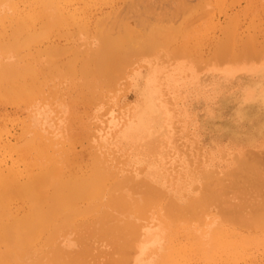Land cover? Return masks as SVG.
<instances>
[{
    "label": "rangeland",
    "instance_id": "374dc122",
    "mask_svg": "<svg viewBox=\"0 0 264 264\" xmlns=\"http://www.w3.org/2000/svg\"><path fill=\"white\" fill-rule=\"evenodd\" d=\"M159 28L160 31L161 28L165 29L167 33L165 30L163 32L169 33L172 37L166 38V35L161 34L162 31L158 33L156 30ZM127 30L128 32L133 30L135 34L128 33ZM125 31L130 35L133 34L131 37L140 36L141 39H145V41L142 40L143 42H148L149 40L146 38L153 37L154 41H158L159 44L155 45L151 38L152 46L158 47H152V49L148 47L150 51L152 50L151 52H145L147 49L145 47L142 54L136 49L141 54L138 53L137 57H135L136 51L135 56L129 54L130 61H133L131 65L127 63L129 61L127 53L124 56L125 60L121 59L122 63L127 60V64L121 65H128L129 68L126 66L127 70H124V67L119 64L120 66L117 67L124 70L123 73L121 72L124 75L121 77L116 75L118 80L115 82L114 72L112 75L115 77L108 73L107 77L108 75L112 76L114 82L113 84L110 79L111 84L109 83V85L111 86H108V83L106 85L104 82L106 83L109 77L106 78L107 81L104 75H102V79H99L100 76H97L98 72L95 71L97 67L91 61L93 57L90 56L92 58L89 60L88 54L92 55L98 52L97 50L101 47V36L108 35L111 39L121 38L123 40L126 38L124 37ZM137 33L138 35H136ZM135 38V42L140 40ZM134 40L132 41L134 42ZM138 45L137 43L135 47ZM222 47H224L223 52L220 50ZM246 58H248L247 62L251 59L252 62L247 63ZM116 70L115 67L114 71L116 72ZM117 73H120V70ZM3 74H5L4 77ZM7 74L11 79H4L8 77ZM10 74L13 75V78ZM91 86L92 88H88ZM251 88L256 89L253 92V97L246 94V91L248 94L250 90L253 91ZM260 89L261 92H259ZM263 95L264 0L2 1L0 3V182L19 184L20 181L22 186H27L30 189L34 182L33 179L36 176L38 179L32 184L29 192L30 198L14 194L11 190L16 188L11 189L9 186L4 188L6 194L5 196H3L4 193L2 194L3 200L0 198V214H2L0 221L14 228L17 224L19 226L20 218L21 220L22 217L23 219L28 218L30 210L35 209L38 202L42 204L35 210L37 215L41 207L42 211L47 208L48 201L55 191L60 194L61 200L57 215L51 221L52 227L44 228L43 231H40L41 228L35 229L38 233L44 232L42 235L39 234V238L35 236L40 241L39 243L32 241L34 240L30 236L32 232L29 235L31 238L25 237V242L29 240L33 243L26 242V246H22L24 249L18 246L17 249L16 245L15 248L12 247L13 250L17 249L16 254L12 255L13 260L6 261L8 260L7 256H11L10 254L13 252H10L11 248L9 247L11 246L8 247L10 249L8 250L5 244L11 243L6 242L7 239H0V253L2 249H5L2 250V254L6 250L10 252L9 254L6 251L8 253L6 260L2 261L5 259L4 257L0 261L1 264H5L4 262L7 264H26L27 262L32 264L31 258L26 259L31 256L29 253L40 254L44 251L49 252L50 256V252L54 253V251L47 250V248H51L49 244L52 243L53 247L58 246L57 240L62 239L60 242L64 248L59 246L62 249L67 247L66 251L69 248L72 250H69L70 254L61 250L63 256L59 260L63 261V258L70 255L69 258L75 259L76 262H73L76 264H128L126 262L129 257L131 260L128 261L129 264H173V262L174 264H264V221L261 220L264 219L262 216L264 213L259 212L263 210H258V208L264 207V199L262 195L261 198L258 195L261 192L264 194V181H262L264 177L261 180V175L258 176L259 179L255 174V176L248 175L249 171L243 168V165L241 167L247 172L238 169L241 160L246 159L247 163L248 158L246 157L249 152L255 155V158L252 156L254 159L257 157L258 160V157H261L260 159L264 162ZM149 119L150 121L152 119V128L147 129L145 127ZM31 135L32 137L37 135L38 138L30 139ZM40 137L43 143L37 142ZM29 140H35L33 144L31 143L34 148H30ZM256 153L258 154L256 155ZM37 154L41 157H38ZM249 158L251 157L249 156ZM44 160L46 163L43 162ZM255 161L250 162L254 164ZM103 163L104 165L107 163L106 166ZM251 163L249 164L252 166ZM259 163L261 162L259 161ZM259 163L255 164L259 165ZM93 165L101 166L105 169V173L95 174L91 169ZM262 165L264 163H261L257 168L261 167L263 170ZM46 166L49 170L52 168L50 172H47L49 173L47 177L49 176L48 179L51 178V180H46V183L42 182L44 183L42 184L41 176L43 173L47 174L46 170L48 171ZM253 167L256 169V165ZM30 169H33L32 172ZM239 172L240 174L245 173L243 174L245 177L241 176ZM90 173H93V176ZM246 174L248 178H246ZM87 175H90L87 181L96 178V185L94 182H87L86 186L93 184L94 190L96 187L99 189H96L98 194L94 193V190V194L91 192L92 187L89 191L86 188L90 187L78 188L80 194L79 191H76L78 195L76 198L74 197L76 203H70L72 206H67L63 211L61 209L65 207L63 204L68 205L71 202L68 200L67 203V194L64 197L65 193L71 194L70 190L76 186V182L80 183L83 181V177L84 179L88 177ZM250 176L256 179L253 180ZM129 177L134 178V182L139 179L140 181L144 179L143 181L146 180L150 184L154 182L152 185L155 184L156 188L152 186L149 190L161 189V193L164 192L165 195L160 196L161 193L159 195L155 193L159 190L151 191V194H153L152 192L155 194L153 198L149 193L152 198L149 200L147 190L151 187L150 184L145 186L146 190L143 188L145 183L140 182V184L138 181L135 183L143 186L135 184V189H131L132 181V187H127V189L123 182L129 181L127 180ZM217 179L230 183L233 189L234 187L242 188V186L247 188L244 191L239 189L240 193H236L238 195L243 194L242 192L245 193L244 197L240 196L241 198L236 195L242 202H239L238 198V200L234 199L235 202L237 200L240 203L241 207L243 203L248 204V200L257 198L258 203L253 200L257 204L254 202L250 205L246 204L253 208L249 209L244 206L245 204L243 205L249 210L244 207L237 208L240 206L238 203L236 210L231 208L236 214L237 212L241 214L244 210L246 212L251 210L250 217L247 216L249 218L258 216L257 220L260 219L256 222V218L253 219L254 226L249 227L254 223L251 221L248 223L250 224L248 227H246L247 223L240 222L242 219L234 221L233 217L236 218L238 215L239 218V214L234 215L233 213L232 220L231 215L229 216L232 210L229 211L227 208L225 209L229 211H226L229 218L222 214L221 210L223 209L221 208L226 205L223 206L222 199L219 200L216 196L217 188L214 189V192L212 191L216 194L211 193V195L215 196L214 200L217 197L221 201L219 207L221 210L214 205H218V201H212L209 195V198H205L207 194L204 197V193H210V190L207 191V188L211 186L208 182L211 184L214 182V186ZM17 180L19 181L17 182ZM120 181H123L122 185L125 186L123 191ZM258 181L263 183L260 184ZM100 182H103L104 185ZM111 182L114 183V188L118 183L121 186L120 188L117 186L120 191L116 188L109 190ZM35 185H38L36 187L38 191L33 188ZM98 186L106 187L100 190L101 187ZM261 186H263V190ZM137 187L139 188L137 189ZM225 187L224 185L223 188ZM233 189L229 187V190L233 191ZM144 190L146 191L144 195L148 197V200L143 196ZM247 190H252L253 195H248ZM117 191L137 201L132 200L134 202L132 207L126 204L130 206L128 209L122 205L124 210L122 207H117L118 209L115 207L114 210V206L109 201ZM223 192L225 194V191ZM227 193L231 197V191ZM129 194L130 196H128ZM255 194L257 197H251ZM122 195L120 196L124 199L125 195ZM155 195L160 197L156 198ZM220 195L222 196L223 193L221 192ZM223 197L225 196L223 195ZM243 198L248 200L244 199L245 202ZM153 199L156 200L152 202ZM196 199L200 204L203 203V206L198 203L199 209L193 206ZM190 200L193 201L192 205ZM229 200L233 201V199ZM128 201L130 200L128 199ZM170 201L174 202L173 206L175 208L178 206L179 210L190 205L193 210L189 209V213L181 210L180 212L172 211L173 207ZM262 203L263 205H261ZM234 204L236 205V203ZM179 206L184 207L180 208ZM194 207L197 210H194ZM105 208H110L111 212L113 210L112 213L118 217L116 222L112 221L114 224L119 221L118 225L129 224V222L138 223L136 228L140 225L138 230L133 228L135 232L140 230L142 233L139 237L141 243L139 244L140 241L137 244L134 242L136 245H140L137 246L138 248L136 247L138 250H134V244L129 242L128 237L133 240V236L131 237L128 233L113 232L111 235L116 236L115 238L110 237L111 231L105 230L107 231L106 235L109 234L108 236L103 235L104 231H100L102 235H99L101 226L96 222L101 220V212ZM118 210L119 213L116 212ZM252 211L254 212L252 213ZM254 214L257 216H253ZM61 215L64 216L63 219H67V222L66 219L61 220ZM247 216L243 219H247ZM106 218L103 222L100 221L103 223L101 225L102 228L104 226V229H106V224H108L107 227H111L108 218L104 224ZM141 218L144 219L140 220ZM125 219H129V221ZM226 219L228 220L226 221ZM59 220L65 221V225H60L61 221ZM79 222L83 225L87 224L86 227L79 226L80 228L83 227L87 230L88 226L91 231L79 229V227L77 229L76 224ZM91 222L93 223L91 224ZM234 222L235 224H233ZM57 223L62 228L68 227L69 233L65 230L68 234L64 232L67 227L61 229L63 230L61 232L65 234L61 236L62 239L59 237L62 233H57L60 231L59 228L56 227V233L54 229H51ZM217 224L219 225L217 226ZM93 228L97 233L92 231ZM212 228L214 231H209ZM51 230L54 231L55 236L59 234V238L57 236L55 238L53 235L55 240L48 238L52 242L45 238L49 232L52 233ZM208 231V234H212L211 239L207 238L209 236L204 237L205 232ZM50 234L49 236L52 235ZM123 235L129 236L122 239ZM149 235L152 237V241ZM146 236L149 238L147 239ZM116 239L117 242L114 241ZM121 239L122 242H120ZM113 241L116 242V246L112 244ZM127 241L131 245L127 244ZM1 242H4V248ZM218 243L220 244L218 245ZM123 245L125 248L122 247ZM127 245L132 246L133 249ZM206 245H209L208 248ZM37 246H39V250ZM57 246L56 248L59 247ZM111 246L116 248L112 247L111 249ZM26 247L29 248L25 249ZM41 247L44 250L41 251ZM53 247L52 250L55 248ZM124 249L126 252H123ZM207 249H210V253L207 252L208 255L205 254ZM19 250L22 253L25 252L21 254ZM45 255L43 259L49 257L48 255L45 257ZM35 256H32L33 260ZM37 257L38 254L36 256L38 260ZM51 257L55 258V255ZM56 258L58 259V257ZM43 259L41 264H45L46 259ZM52 261L53 259L51 263L54 264ZM35 263L33 262V264Z\"/></svg>",
    "mask_w": 264,
    "mask_h": 264
},
{
    "label": "bare ground",
    "instance_id": "6f19581e",
    "mask_svg": "<svg viewBox=\"0 0 264 264\" xmlns=\"http://www.w3.org/2000/svg\"><path fill=\"white\" fill-rule=\"evenodd\" d=\"M2 1H4V0H0V3H1ZM163 30H165V29H162V28H161L162 33H161V31H160V28H159L158 30H156V31H157L158 33H161V34L164 35V36L166 35V38H168L169 36H171L169 33H168V34H165V33H167V31L165 30L166 32L164 31V32H165V33H164ZM154 31H155V30H154ZM156 31H155V33H157ZM127 32H128V30H127ZM129 32L132 33L133 30H132V31L129 30ZM129 32H128V33H129ZM128 33H126V31H125L124 37H126V38H124L123 40H122L121 38H120V39H118V38H117V39H113V38L111 39L110 37H108V35H106V36H105V35L101 36V38H100V39H101V40H100V42H101V47H100L99 50H97L98 52H97L96 54L93 53V54H95V55H93V54L90 55L91 53L88 54V55H89V60H90V58L93 57L91 61L94 62V64L96 65V67H97V69H98V70L96 69L95 71L98 72L96 75H97V76H100L99 79L102 77V75H104V77L106 76V77H105V80L107 81L108 77L110 76V75H108V77H107V74L109 73V74L112 75L113 72H114L113 75H115V76H116V75H120V77H121L122 75H124V74H122V73H123L122 71H124V70L126 69L125 67L127 66V68H129L128 65L123 66V65H121V64H127V63H128V64L131 65V62H133V61H130V58H129L130 56H129V54H130L131 56H133V54H134L135 51H136V53H135L136 56H135V54H134V56L137 57V56H138L137 54H138L139 52L142 54V53L145 51V47L147 48L145 52H148V51L151 52V51H152V50L150 51V49H152V47H153V46H152L153 44H152V41H151V38H153V37L146 38V40L148 39L149 41H148V42H147V41H146V42H143V41H145V39H141L140 36H135V35H134L135 37H137L138 39H140L139 41L137 40V41L135 42L134 39H136V38H135V37H131L133 34H135V32H133V34H131V35L128 34ZM126 35H130V36L127 37ZM136 35H138V33H137ZM171 37H172V36H171ZM131 38H132V39H131ZM132 40H134V42H133ZM142 40H143V41H142ZM154 40H155V39L153 38V43H154L155 45H158V44H159L158 41H154ZM140 41H142V42L139 43ZM149 42H150V44H149ZM155 42H157V43H155ZM133 43H134V46H133ZM135 43H136V44H135ZM137 43H138L139 45H138V47H137V46L135 47V45H137ZM145 43H146V45H145ZM140 44H141V45H140ZM142 44H143V45H142ZM149 45H150V46H149ZM155 45H154V47H158V46H155ZM142 46H143V47H142ZM148 47H149L150 49H149ZM154 47H153V48H154ZM139 48H140V49H139ZM223 48H224V47L220 48V50L222 51ZM133 49H134V50H133ZM136 49H138L139 52H138V50H136ZM143 49H144V51H143ZM140 50H141V51H140ZM221 51H220V52H221ZM223 51H224V49H223ZM223 51H222V52H223ZM93 52H94V51H93ZM132 52H133V53H132ZM127 53H128V54H127ZM140 53H139V54H140ZM126 54L128 55V59H129L130 62H129V61L127 62V60H126L127 63H126L125 61H124V63H122V61L125 60V58H126V57H124ZM141 54H140V55H141ZM90 56H92V57H90ZM122 57H123V58H122ZM132 58H133V57H132ZM121 59H123V60H121ZM247 59H248V58L245 59L246 62H247ZM249 59H251V58H249ZM120 60H121V61H120ZM251 60H252V59H251ZM251 60H248L249 62H247V63L250 64V61H251ZM119 61H120V63H118ZM251 62H252V61H251ZM116 63H117L118 65H117ZM119 64H120L122 67H124V70H123L122 68L120 69V67H117V66H120ZM130 65H129V66H130ZM115 67L117 68L116 72L114 71V70H115ZM119 70H120V73H117V71H119ZM126 70H127V69H126ZM27 71H28V69H27ZM27 71L25 70V72H27ZM110 72H111V73H110ZM121 72H122V73H121ZM99 73H100V74H99ZM22 74H24V73H22ZM4 75H5V74H3V77H4ZM10 75H12V74H10ZM24 75H25V74H24ZM113 75H112V76H113ZM7 76H8V77H7V78H4V79H11V78H9V77H10L9 74H7ZM112 76L109 77V80H108L106 83L104 82V84L107 85V83H108V86H111V85H109V83L111 84L110 79L112 80V83H113V84H114L115 81L118 80V79H117L118 76H116V79H114V82H113V77H115V76H113V77H112ZM160 76H161V75H160ZM11 77L13 78V75H12ZM123 77H124V76H123ZM123 77H122V78H123ZM102 78H103V77H102ZM102 78H101V79H102ZM106 78H107V79H106ZM119 79H121V78H119ZM109 81H110V82H109ZM11 83H12V81H11ZM127 83H128V82H127ZM162 87H163V86H162ZM256 87H257V86H256ZM88 88H92V86H91V87H88ZM251 89H252V88H251ZM261 89H263V88H261ZM261 89H260L259 92H261ZM91 90H92V89H91ZM248 90H249V89H248ZM252 90H253V91L250 90L249 94H248V92L246 91V94L249 95V97H253V95H254L253 92L256 91V89H252ZM256 93H257V92H256ZM256 95H257V94H256ZM263 96H264V95H263ZM245 97H246V96H245ZM147 122H148V123L146 124V127H145V128H147V129L152 128V126H151V125H152V119H151V121H150V119L147 120ZM93 135H94V134H93ZM33 137H37V135H36V136H33ZM33 137H32V135H31V136H30V139H33ZM37 138H38V137H37ZM26 141H27V140H26ZM26 141H25V142H26ZM29 141H30V142H29V143H30L29 145H31L30 148H34V147H32V144H33V142H34L35 140H29ZM37 142H38V143H39V142L43 143L41 137H40L39 141H38V139H37ZM37 142H36V144H38ZM26 143H27V142H26ZM31 143H32V144H31ZM44 143H45V142H44ZM34 144H35V143H34ZM38 145H39V144H38ZM26 146H27V145H26ZM26 146H25V147H26ZM35 146H36V145H35ZM41 146H42V145H41ZM55 146H56V145H55ZM37 148H38V147H37ZM39 148H40V147H39ZM46 149H47V148H46ZM46 149H45V150H46ZM31 151H32V150H31ZM40 151H42V150H40ZM46 151H47V150H46ZM42 153H44V152H42ZM45 153H47V152H45ZM243 153H244V152H243ZM262 153H263V152H262ZM49 154H50V153H49ZM108 154H109V153H108ZM257 154H258V153H256V155H257ZM37 155H38V154H37ZM44 155H45V154H44ZM44 155H43V156H44ZM54 155H55V154H54ZM103 155H104V154H103ZM243 155H244V154H243ZM245 155H247V154H245ZM262 155H263V154H262ZM39 156H40V155H38V157H39ZM50 156H51V154H50ZM249 156H250L251 158H249ZM252 156L254 157L255 155H253V153L250 154V152H249V154H248L247 157H246V158H248V159H247V160H248L247 163H246V159H244V161H243V160H241V161L239 160V161L241 162V164H240V166L238 165V167H239L238 169H240V171H242V170H244L243 168H246V169H248L249 172H247L246 169L244 170V172H247L248 175L251 174V176H252V174H253V176L257 175V176H256L257 179H259L258 176L261 175V180H262V177H264V174H261V173H264V171H263L264 169L262 170L261 167H260V169L262 170V171H261L259 168H257V166L259 167V165H260L261 163L263 164L264 162H262V159H260L261 157H260V158L258 157V160H257V157H256V159H254L255 157L253 158ZM259 156H261V155H259ZM40 157H41V156H40ZM91 157H92V156H91ZM91 157H90V158H91ZM93 157H94V156H93ZM93 157H92V158H93ZM97 157H98V156H97ZM100 157H101V156H100ZM221 157H222V156H221ZM225 157H226V156H225ZM237 157H238V156H237ZM47 158H48V157H47ZM101 158H102V157H101ZM235 158H236V157H235ZM97 159H98V158H97ZM113 159H114V158H113ZM259 159H260V160H259ZM263 159H264V158H263ZM90 160H91V159H90ZM94 160H95V158H94ZM101 160H102V159H101ZM253 160H256V161L254 162V164H255V163H259V161L261 162V163H259V165H258V164H255V165H256L255 168H256L257 170L254 169V167L252 168V166H255L254 164H252V163H253V162H252ZM91 161H92V160H91ZM108 161H109V160H108ZM250 161H251L252 163H251ZM38 162H39V161H38ZM43 162H45V160H44ZM99 162H100V161H99ZM242 162H243V163H242ZM35 163H36V162H35ZM41 163H42V162H41ZM45 163H46V162H45ZM97 163H98V162H97ZM238 163H239V162H238ZM245 163H246L248 166H247V165L245 166ZM249 163H251L252 166H251ZM37 164H38V163H37ZM53 164H54V162H53ZM91 164H92V162H91ZM91 164H90V165H91ZM106 164H107V163H106ZM106 164L104 165V163H103L104 166H106ZM99 165H100V164H99ZM242 165L244 166L243 168L241 167ZM51 166H52V165H51ZM111 166H112V165H111ZM250 166H251V167H250ZM49 167H50V166H49ZM52 167H53V166H52ZM240 167H241L242 169H241ZM247 167H248V168H247ZM262 167L264 168V165H262ZM30 168H31V167H30ZM42 168H43V167H42ZM46 168H47V166H46ZM50 168H51V167H50ZM114 168H115V166H114ZM235 168H237V166H235ZM12 169H13V168H12ZM47 169H48V168H47ZM91 169H93V172H94L95 174H101V173H103L104 170H105V169L101 168V166H100V167H98V166L96 167V166H94V165H93V167H92ZM109 169H110V168H109ZM30 170H31V172H32L33 169H30ZM38 170H40V169H38ZM45 170H46V169H45ZM50 170H52V168H51ZM50 170H49V169H48V171L46 170V173H47V172H50ZM106 170H107V169H106ZM116 170H117V169H116ZM26 171H27V170H26ZM34 171H35V170H34ZM41 171H42V170H41ZM41 171H40V173H42ZM121 171H122V170H121ZM217 171H218V170H217ZM12 172H13V171H12ZM12 172H10V173H12ZM31 172H30V173H31ZM38 172H39V171H38ZM112 172H113V171H112ZM242 172H243V171H242ZM242 172H241V173H242ZM250 172H251V173H250ZM256 172H258V173H256ZM260 172H261V173H260ZM0 173H1V172H0ZM14 173H15V172H14ZM73 173H74V172H73ZM104 173H105V172H104ZM114 173H115V172H114ZM114 173H113V174H114ZM124 173H125V172H124ZM172 173H173V172H172ZM6 174H7V173H6ZM8 174H9V173H8ZM16 174H17V173H16ZM44 174H45V173H43V175L41 174V175H42V176H41V180H42L41 183H42V182H45V183H46V180L49 181V179L51 180V178L48 179L49 176L47 177V175H49V173L45 174L46 179H45V177H44ZM50 174H51V173H50ZM74 174H75V173H74ZM90 174H91V173H90ZM92 174H93V173H92ZM92 174H91V175H92ZM111 174H112V173H111ZM120 174H121V173H120ZM122 174H123V173H122ZM122 174H121V175H122ZM219 174H220V172H219ZM239 174H240V172H239ZM243 174H245V173H242V174H240V175L242 176ZM254 174H255V175H254ZM11 175H12V174H11ZM14 175H15V174H14ZM20 175H22V174H20ZM28 175H29V173H28ZM30 175H32V173H31ZM63 175H64V173H63ZM116 175H118V174H116ZM179 175H180V174H179ZM183 175H184V174H183ZM246 175H247V174H246ZM248 175H247L246 178H248ZM262 175H263V176H262ZM22 176H25V175H22ZM52 176H53V175H52ZM87 176H88V177H85L86 181H84L85 179H84V177H83V178H82L83 181H81V182L78 183V184H77V182H76V186L73 185V186H75V187H74L72 190H70V191H71V192H70L71 194H69V193L67 192V190H66L67 193H65L64 197H65L66 194H67V196H66L67 203H68V200H70L71 202H69L68 205L63 204V205L65 206V207H62V208H61L63 211H64V208H66L67 206H72L70 203H73V204L76 203V202H74V200H76L75 198L78 196V195L76 194V191H79V194H80V189L77 190L78 188H82V187H83V188H84V187H90V188H86V189L89 191V189H91V187H92L93 189H91V190H92L91 192L93 193V190H94L93 184H91V185L89 184L90 186H89V185L86 186V184H87V182H88V183L94 182V184L96 185V182H95L96 178H94L95 180L90 179V181H87V179L90 178V177H89L90 175H87ZM92 176H93V175H92ZM95 176H97V175H95ZM95 176H94V177H95ZM124 176H125V175H124ZM136 176L138 177V175H136ZM154 176H155V175H154ZM181 176H182V175H181ZM209 176H210V175H209ZM215 176H216V175H215ZM243 176L245 177V175H243ZM251 176H250V177H251ZM15 177H17V176H15ZM63 177H64V176H63ZM105 177H106V176H105ZM210 177H211V176H210ZM210 177H209V178H210ZM21 178H23V177H21ZM25 178H26V177H25ZM30 178H31V177H30ZM54 178H55V176H54ZM113 178H114V177H113ZM132 178H133V177H132ZM211 178L213 179L214 177H211ZM217 178H218V177H217ZM251 178H252V177H251ZM251 178H249V179H251ZM254 178H255V177H254ZM254 178H252V179L255 180L256 178H255V179H254ZM5 179H6V178H5ZM23 179H24V178H23ZM37 179H38V178H37V176H36V178L33 179V181L35 182V180L37 181ZM98 179H99V178H98ZM108 179H109V178H108ZM126 179H127V178H125V180H126ZM130 179H131V177H129V178L127 179V180L130 181V184H129V185H128V182H129V181L126 180V181H127L126 183L122 181V182L126 185V188H127V187H128V188H129V187L131 188L132 185H133V187L131 188V189H133L134 186H135V184H137L138 181H139V183H140V182H142V183L144 182V183H145V185H144L143 188L147 190L146 187L150 184V183H148L146 180L143 181L144 179L141 180V181H140V179H139L138 181L135 179V180H136L135 182H137V183H135V182L133 181L134 178L131 179V180H130ZM172 179H173V178H172ZM214 179H215V178H214ZM218 179H219V178H218ZM218 179H217V181H216V184L214 185L215 187L213 186L214 182H213L212 184H211V182H208L211 186H209V184H208L209 187L206 185V186L208 187V188H207L208 190H207L206 188H205V189H206L207 191L210 190V191H209L210 193H208V192L204 193V197H205V195L207 194L205 198H207L208 195H209V196L212 198V201H213V200L215 199V196L213 195L214 197H212L211 193H212V194H216V192H215V193H213V192H214V189L217 188V189H216V191H217L216 196L219 198V200H220V198H221V199H222V202L219 201V200L217 199V197H216V200H214V202L218 201L219 204H218V205H217V204H214V203H213V204L216 205V206L218 207V209H219L221 203L223 204V206H224V204H225L227 207L225 206V207L223 208V207L221 206V207H222L221 209H223V210H225V211H223V210H221V209H219V210H221L222 214H224V216H225L226 218H229V216L231 215L230 218L232 219V217H233V213H234V215H237V214L240 213V212H239V213L237 212V214H236V213L234 212V210H236L235 208H236L238 205H240V203H239V202L241 201L240 198H241L242 196L244 197V194H245L244 192H242L243 194L238 195V194L240 193L239 189H241L242 191H244V190H246L247 188L244 187V186H242V188L244 187L243 189H242L241 187L238 188V189H237V187H234V189H233V187L231 186L230 183H225L224 180H222L223 182H222L221 180L218 181ZM222 179H223V178H222ZM242 179H244V178L242 177ZM30 180H31V179H30ZM43 180H45V181H43ZM79 180H81V179H79ZM207 180H209V179H207ZM18 181H19V180H17V182H18ZM25 181H26V179H25ZM71 181H73V180H71ZM132 181H133V183H132ZM262 181H264V179H263ZM262 181H258V182H260V184H261V183H263ZM22 182H23V181H22ZM22 182H21V183H22ZM27 182H28V180H27ZM31 182H32V181H31ZM34 182H33V183H34ZM78 182H79V181H78ZM108 182H109V181H108ZM113 182H114V181H113ZM113 182H111V184L113 185V186H112V185H111V186H112L113 188H112L111 186H109L108 189L110 190V189H115V188H116V189H118V190L120 191L119 188H120L121 186L117 183L116 185L119 186V188H117V186L114 188V186H115L114 183H116V182H114V183H113ZM118 182H119V181H118ZM120 182H121V181H120ZM122 182H121V185L123 184ZM146 182H147V183H146ZM149 182H151V181H149ZM206 182H207V181H206ZM219 182H220V184H221V187H220V188H219V186H220ZM248 182H249V180H248ZM250 182L252 183V181H250ZM33 183H32V184H33ZM47 183H48V182H47ZM100 183H101V182H100ZM102 183H103V182H102ZM102 183H101V184H102ZM105 183H106V182H105ZM131 183H132V185H131ZM144 183H143V184H144ZM152 183H154V182H152ZM152 183L150 184L151 187H149L148 190H149L150 188H152V186H153ZM224 183H225V184H224ZM256 183H257V182H256ZM32 184H31V188H32ZM42 184H44V183H42ZM73 184H74V182H73ZM140 184H141V183H140ZM140 184H139V185H140ZM161 184H162V183H161ZM217 184H218V185H217ZM227 184H228V185H227ZM229 184H230V185H229ZM103 185H104V183H103ZM103 185H101V186H103ZM127 185H128V186H127ZM137 185H138V184H137ZM139 185H138V186H139ZM224 185L226 186L225 188H223ZM252 185H254V184H252ZM6 186H7V187L9 186L11 189H12V188H16V189L11 190V191H12L14 194H19V195H20L19 197L22 196V197H25V198H30V194H29V192H30V189H31V188L29 189V187H27V186H22V185L20 184V181H19V184L15 183V182L1 181V182H0V196H1L0 198H1V200H3L2 198H3V196H5V194H6L5 191H4V188H6ZM33 186H34V185H33ZM37 186H38V185H35V187H33V188L37 189V188H36ZM101 186H98V187H101ZM106 186H107V185H106ZM106 186H105V187H106ZM141 186H143V185H140V187H141ZM145 186H146V187H145ZM156 186H157V185H156ZM182 186H183V184H182ZM202 186H203V184H202ZM212 186H213V187H212ZM228 186L231 187V189H233V191H232V190H229V187H228ZM69 187H70V186H69ZM69 187H68V188H69ZM105 187H103V188H105ZM110 187H111V188H110ZM124 187H125V186L122 185V188H123V189L121 188L122 191L124 190ZM135 187H136V186H135ZM153 187H155V184H154ZM162 187H163V186H162ZM197 187H198V185H197ZM200 187H201V186H200ZM262 187H263V186H261V189L263 190L264 187H263V188H262ZM103 188L101 187L100 190H101V189L103 190ZM128 188H127V189H128ZM138 188H139V187H137V189H138ZM155 188H156V187H155ZM155 188H154V189H155ZM164 188H165V187H164ZM203 188H204V187H203ZM222 188H223V189H222ZM245 188H246V189H245ZM28 189H29V190H28ZM96 189H98V188L96 187ZM96 189L94 190V191H95L94 193H96V191L99 190V189H98V190H96ZM131 189H129V190L132 191ZM134 189H135V188H134ZM193 189H194V186H193ZM205 189H204V190H205ZM212 189H213V190H212ZM220 189H221V190H220ZM224 189H225V190H224ZM226 189H227L228 191H227ZM129 190H128V191H129ZM148 190H147L148 195H149V193H150L151 191L159 190V191L155 192V193H157L158 195H159V194L161 193V191H162L161 189H155V190L152 189L151 191H150V190L148 191ZM201 190H202V189H201ZM222 190L225 191V194H226L227 196L224 194V192H223ZM234 190H238V191H234ZM37 191H38V189H37ZM122 191H121V192H122ZM212 191H213V192H212ZM230 191H231V193H232V194H231V197H232V198H231L230 196H228L229 194L227 193V192H230ZM247 191H248V190H247ZM251 191H252V190H249V191H248L249 194H248L246 191H245V192H246L248 195H251V194H252ZM263 191H264V190H263ZM39 192H40V190H39ZM52 192H53V191H52ZM73 192H75V193H73ZM218 192H219L220 194H221V192H222L223 195H224L225 197H223V195L221 196ZM237 192H238V194H236ZM254 192H255V191L253 190V193H254ZM257 192H258V191H257ZM259 192H261V190H259ZM3 193H4V194H3ZM40 193H41V192H40ZM77 193H78V192H77ZM94 193H93V194H94ZM145 193H146V191L144 190L143 196L146 197V195H144ZM152 193H153V194L150 193V195L154 198L153 195H154L155 193H154V192H152ZM233 193H234V194H233ZM2 194H3V196H2ZM68 194H69V195H68ZM96 194H98V193H96ZM113 194H115V193H113ZM113 194H112V195H113ZM117 194H118V195H117ZM119 194L122 195L121 193H119V192L117 191L116 195H114L113 198L110 197V201H109V202H110V204H111L112 206H114V210H115V207H116V208H117V207H122V208H123V207L125 206V209H128V207H130V206L132 207V206H133V204H134V202H135L136 199L133 198V199H134V200H133L132 198H129V197H127L125 194H123V195H125V198H124V199L127 201V202H126V201L123 199V197H121ZM163 194H164V192H162V193L160 194V196L163 195ZM247 194H246V195H247ZM112 195H111V196H112ZM123 195H122V196H123ZM150 195H149V200H150V198H151ZM164 195H165V194H164ZM218 195H219V196H218ZM233 195H234V197H233ZM236 195H238V197H240V196H241V197L238 198ZM252 195H253V194H252ZM256 195H257V194H255V196H251V197H257ZM258 195H260V196H259L260 198H261V195H262V198L264 199V196H263L264 194H263L262 192H261L260 194H258ZM83 196H84V195H83ZM128 196H130V194H129ZM160 196H158V197H160ZM74 197H75V198H74ZM140 197H141V196H140ZM155 197H156V195H155ZM158 197H156V198H158ZM204 197L202 196L203 199H204ZM226 197H228L229 199H233V201L227 199ZM37 198H38V197H37ZM126 198H128L130 201H128V199H126ZM163 198H164V197H163ZM169 198H170V197H169ZM202 198H201V199H202ZM208 198H209V197H208ZM213 198H214V199H213ZM235 198H236V199L238 198V199H239V202H237L238 199H237L236 202H235V201H234ZM249 198H250V197L248 196V199H249ZM146 199L148 200V197H146ZM146 199H145V200H146ZM151 199H152V198H151ZM244 199H245L246 201L248 200V199H246V198H243V200H244ZM60 200H61V196H60V194H59L58 192L55 191V193L53 194V196L51 197V199H49V201H48V205L46 204V205H47V208H44V210L42 211V207H41V208L38 210V212H37L38 215H37V214L35 213V210H36L38 207H40V205L42 204V203L38 202V205L35 207V209L32 208V209L30 210V213H29V215H28V218L25 217V218L23 219V217H22V220H21V218H20L21 221L19 220V222H20L19 226H18V224H17L14 228L10 227L11 225H8V224L4 223L3 221H0V232H1V233H0V234H1V235H0V239H7V240H5L6 242H10L12 245L14 244L13 246H12L11 244H5L6 247H7V249L10 250L9 248H11L10 252H13V253L10 254V252H8V251L6 250V251L11 255V256L8 255V256H7L8 260H6V255H7L8 253H6V251H5L4 253H6V254H5V255H4V253L2 254V250H3V251L5 250V249H2V250H1V253H0V255H1V256H0V257H1L0 261H1L2 259H4V257H5V259L2 260V261H5V260H6V261H10V260L13 258L12 255H13V254H14V255L16 254V250L18 249V247H19V248H23V247L26 246V242H27V243H28V242L30 243L31 241H29V240H27V241L25 242V239H26V238H27L32 232H33V233L30 235V236L32 237V239H34V240H32V241H33V242L38 241L37 239H38L39 236H40L39 234L42 235L44 232H40V233H38L37 231H35V229L38 230L39 228H41V229H40V231H41L42 229L44 230V228L52 227V226H51V221H53V220L55 219L56 215H57V209H58V205H59ZM132 200H133L134 202H133ZM147 200H146V201H147ZM154 200H156V199H153L152 202H153ZM174 200H175V199H174ZM192 200H193V199H192ZM224 200H225V201H224ZM245 200H244V201H245ZM251 200H252V199H251ZM251 200H248L249 202H248V204H247V203H246V204H247V205H250V203L252 204V202H254V201H257V203H258L257 198H255V199L253 198L254 201H253V200L251 201ZM260 200H261V199H260ZM260 200H259V202H261ZM64 201H65V200H64ZM131 201H132V202H131ZM136 201H137V200H136ZM188 201H189V200H188ZM190 201H191V200H190ZM228 201H231V202L229 203ZM246 201H245V202H246ZM250 201H251V202H250ZM262 201H263V200H262ZM194 202H195V203L193 204V201H191V205L193 204V206H195L196 208H198L199 205H200V206H203V203L201 202V204H200L199 200H197V199L194 200ZM220 202H221V203H220ZM227 202H228V203H227ZM241 202H242V201H241ZM65 203H66V202H65ZM67 203H66V204H67ZM129 203H130V204H129ZM170 203H171V206L174 208V209L172 208V211L180 212V210H181L182 212L184 211V212H186V213H189V211H190L191 209L193 210V207L191 208V205H190V206H186L187 208H185V209H180V210H179V209L177 208L178 206H176V208H175V206H173L174 202H171V201H170ZM189 203H190V202H189ZM198 203H199V205H198ZM234 203H236V205H235ZM237 203H238V205H237ZM254 203H256V202H254ZM257 203H256V204H257ZM263 203H264V202H263ZM263 203H262L261 205H263ZM69 204H70V205H69ZM126 204H128V205H130V206H128V205H126ZM131 204H132V205H131ZM175 204H176V202H175ZM196 204H197V206H196ZM228 204H229V207H228ZM241 204H242V203H241ZM244 204H245V203H243V205H244ZM246 204L244 205L245 207L247 206ZM256 204H253V205H256ZM46 205H45V206H46ZM111 205H110V207H112ZM122 205H124V206H122ZM176 205H177V204H176ZM232 205H233V206H232ZM243 205H242V207H244ZM259 205H260V204H259ZM126 206H127V207H126ZM200 206H199V208H200ZM231 206H232V207H231ZM234 206H235V207H234ZM263 206H264V205H263ZM263 206H261V207H263ZM59 207H60V206H59ZM179 207H180V206H179ZM183 207H184V206H182V207H180V208H183ZM188 207H189V208H188ZM195 207H194V210H197ZM233 207H234V208H233ZM242 207H241V205H240V206H238L237 208H242ZM245 207H244V208H245ZM250 207H251V206H250ZM250 207L247 206V208H249V209H250ZM257 207H258V206H257ZM257 207H256V208H257ZM259 207H260V206H259ZM261 207H260V208H261ZM68 208H69V207H68ZM122 208H121V209H122ZM199 208H198V209H199ZM225 208L229 209V211L232 210V209H234V210L230 211V212H232V213L229 214V216H228L227 212H229V211H227ZM231 208H232V209H231ZM247 208H245V209H246V210H249V209H247ZM251 208H253V206H252ZM263 208H264V207H263ZM263 208H262V209H259V208H258V210H263V211H264ZM105 209H106V208H105ZM105 209H104V211L102 210L103 213L101 212V220L97 219V220H99V221L96 222V223H98V225H99V223H100L99 226H101L100 229H99V232H98V233H100V231H101V232L104 231L103 235L108 236V235L110 234V237L113 235V232H115V233H116V232H118V233H120V232L128 233L129 235H131V237L133 236V237H132L133 240L131 239L132 241H131V240L129 239V237H128L129 242H130L131 244H132V243L134 244V245L132 244L134 250H138L137 248H138L140 245H136V244L140 241L139 237L141 236L142 233L140 232V230H139V232H137V230H138L137 228H138L140 225H138V227L136 228V225H137L138 223L135 224L136 222H133V223H130V222H129V224H123V225H122V224H121V225L119 224V225H120V226H119V225L117 224L119 221H118L116 224H114V222H112V221L114 220V221L116 222V220H118V217L115 216V215L112 213V212H114L113 210H112V212L110 211V208H108V209H106V210H108V211L111 212V213H106V212H108V211H106ZM117 209H118V208H117ZM121 209H119V210L121 211ZM175 209H177V210H175ZM189 209H190V210H189ZM3 210H4V209H3ZM62 210H60V212H62ZM119 210L116 211V212L119 213ZM123 210H124V208H123ZM123 210H122V211H123ZM237 210H238V209H237ZM239 210H240V209H239ZM241 210H242V209H241ZM243 210H244V209H243ZM246 210L243 211L244 214H243V213L239 214V218H238V215H237L236 218H235V216H234L233 219H234V221H236V219H237L238 221L242 219L240 222L243 221V223H247V224H246V225H247L246 227H248V225H250V224H248V223L254 222L253 219H255L256 217H255V218H252V217L249 218V217H250V211H251V210H250L249 212H248V211L246 212ZM105 211H106V212H105ZM226 211H227V212H226ZM256 211H257V210H256ZM256 211H255V212H256ZM263 211H259V212L264 213ZM6 212H7V211H6ZM60 212H59V213H60ZM104 212H105V213H104ZM194 212H195V211H194ZM197 212H198V211H197ZM224 212H226V213H224ZM245 212H246V213H245ZM253 212H254V211H252V213H253ZM3 213H5V211H3ZM7 213H8V212H7ZM191 213H192V211H191ZM252 213H251V214H252ZM261 213H260V217H261ZM5 214H6V213H5ZM63 214H65V213H63ZM102 214H103V215H102ZM111 214H113V215H111ZM115 214H116V213H115ZM121 214H122V212H121ZM204 214H205V213H204ZM225 214H226L227 216H226ZM258 214H259V213H258ZM0 215H2V214H0ZM25 215H26V213H25ZM117 215H118V214H117ZM151 215H152V214H151ZM247 215H248L249 217H248ZM23 216H24V215H23ZM61 216H62V215H61ZM114 216H115V217H114ZM149 216H150V215H149ZM204 216H205V215H204ZM242 216H243V217H242ZM246 216H247V219H243V218H245ZM253 216H257V215L254 214ZM262 216H264V215H262ZM63 217H64V216H62V219H61L62 221L66 219V218L63 219ZM106 217L108 218V222H109V220H110V222H111V227H110V226L107 227L108 224H106V221H107V218H106ZM116 217H117V219H116ZM143 217H144V216H143ZM260 217H259V218H260ZM60 218H61V217H60ZM105 218H106V220H105V223H104V224L107 225V226H105L106 229H104V226H103V228H102V225H101V224H103L102 222H103V220H104ZM147 218H149V217H147ZM147 218H145V219H147ZM203 218H205V217H203ZM257 218H258V216H257ZM257 218H256L255 222L260 220V219L257 220ZM261 218H262V217H261ZM69 219H70V218H69ZM142 219H144V218H141L140 220H142ZM233 219H232V220H233ZM61 220H59V221H61ZM70 220H71V219H70ZM70 220H69V221H70ZM125 220H126V219H125ZM127 220L129 221V219H127ZM127 220H126V221H127ZM138 220H139V219H138ZM227 220H228V219H226V221H227ZM232 220H230V222H232ZM244 220H245V221H244ZM261 220L264 221V219H261ZM62 221L59 222V224L62 225V226H64L65 223L67 222V219L65 220L66 222H65V221L62 222ZM100 221H102V222H100ZM126 221H125V223H126ZM130 221H131V220H130ZM147 221H148V219H147ZM147 221H145V222H147ZM250 221H251V222H250ZM56 222H57V220H56ZM108 222H107V223H108ZM131 222H132V221H131ZM141 222H142V221H141ZM255 222L253 223V225L251 224L249 227L254 226ZM61 223H64V224H61ZM92 223H93V222H91V224H92ZM112 223H113V224H112ZM59 224H58V223H57V224H54V225H53V228H51V229H52V230L54 229V231H55V233H56V232H57V228H59L58 230H60V231L57 232V233L61 234V233H62L61 231H63V230H61V229H64V228H66L67 226L64 227V228H62V226H60ZM78 224H80V225H78ZM84 224H85V223H84ZM91 224H90V225H91ZM109 224H110V223H109ZM139 224H140V223H139ZM147 224H148V223H147ZM155 224H156V223H155ZM233 224H235V222H234ZM236 224H237V223H236ZM239 224H240V223H239ZM76 225H77V227H76V226H75V227L78 229V227H79V226L81 227L83 224H81V222H79V223H77ZM86 225H87V224H86ZM86 225H83V227H84V226L86 227ZM88 225H89V224H88ZM114 225H115V226H114ZM142 225H143V224H142ZM145 225H146V223H145ZM218 225H219V224H217V226H218ZM240 225H241V224H240ZM259 225H260V224H259ZM99 226H98V227H99ZM113 226H114V227H113ZM242 226H243V225H242ZM56 227H57V228H56ZM80 227H79V229H82V228H83V227H82V228H80ZM91 227H92V225H91ZM94 227H95V222H94ZM98 227H96V228H98ZM214 227H216V226H214ZM101 228H102L103 230H102ZM133 228L137 229L136 232L134 231L135 229H133ZM141 228H142V226L140 227V229H141ZM216 228H217V227H216ZM216 228H215V230H216ZM261 228H262V227H261ZM67 229H68V227H67L66 229H64V232H65L66 234L69 233V231H67ZM77 229L74 228V230H77ZM83 229L86 230V228H83ZM89 229H90V228H89ZM89 229H88V226H87V230H86V231H88ZM218 229H219V228H218ZM218 229H217V230H218ZM43 230H42V231H43ZM52 230H51V232H52L51 234H52V235L50 234V232H49L50 230H49V231H48L49 233L47 234L48 236H47V235H46V237L44 236L48 241H51V242H52V240H50V239H48V238H52V239H53L54 236H55V233H54V231H52ZM65 230H66L68 233H67ZM105 230L111 231L112 233L110 232L108 235H106V232H107V231H105ZM221 230L223 231V229H221ZM221 230H220V231H221ZM81 231H82V230H81ZM89 231H91V230H89ZM92 231H96V230L93 228ZM209 231H211V232L214 231V228L210 229ZM209 231H208V232H205V236H204V237L209 236V237H207V238H210V236H211L212 234H211V235L208 234ZM34 232H35V235H33ZM60 232H61V233H60ZM77 232H78V230H77ZM134 232H135V233H134ZM96 233H97V231H96ZM115 233H114V234H115ZM118 233H117V234H118ZM138 233H140V234H138ZM198 233H199V232H198ZM214 233H215V232H213V234H214ZM221 233H222V232H221ZM223 233H224V232H223ZM223 233H222V234H223ZM49 234H50L51 236H53V235H54V236L51 237V236H49ZM59 234H57L56 236L58 237ZM111 234H112V235H111ZM120 234H121V233H120ZM120 234H118V235H120ZM199 234H200V233H199ZM207 234H208V235H207ZM215 234H216V233H215ZM217 234H218V233H217ZM63 235H65V234L62 233V235L59 236L60 239H62L61 236H63ZM99 235H102V234L100 233ZM129 235H126V236H129ZM200 235H201V234H200ZM30 236H29V237H30ZM35 236H37L38 238H35ZM56 236H55V238H57ZM123 236H124V235H123ZM126 236L122 237V239H123V238H127ZM149 236H150V235H149ZM213 236H215V235H213ZM213 236H212V237H213ZM219 236H220V234H219ZM25 237H26V238H25ZM31 237H30V238H31ZM59 237H58V238H59ZM112 237H115V238H116V236H112ZM199 237H200V236H199ZM201 237H202V236H201ZM30 238H29V239H30ZM40 238H41V237H40ZM42 238H43V237H42ZM45 238H43V239H45ZM146 238L148 239L149 237L146 236ZM150 238H151V241H152V237H151V236H150ZM218 238H219V237H218ZM220 238H221V237H220ZM9 239H10V240H9ZM43 239H42V240H43ZM119 239H120V238H119ZM122 239H121L120 242H122ZM195 239H196V238H195ZM199 239L202 240V238H199ZM210 239H211V238H210ZM210 239L208 240L209 242H210ZM215 239H216V238H215ZM8 240H9V241H8ZM30 240H31V239H30ZM53 240H55V239H53ZM62 240H63V239H62ZM62 240H60V241H62ZM153 240H154V239H153ZM220 240H221V239H220ZM23 241H24V242H23ZM57 241L59 242L58 246H59V245L62 246L61 242H60L59 240H57ZM114 241L117 242V239L114 240ZM114 241L112 242V244L116 246V244H115L116 242H114ZM118 241H119V240H118ZM123 241L126 242V240H123ZM198 241H200V240H198ZM6 242H5V243H6ZM33 242H31V243H33ZM39 242H40V241H38V243H39ZM129 242L127 241V244H128ZM134 242H136V244H135ZM201 242H202V241H201ZM1 243L3 244V248H4V246H5V245H4V242H1ZM23 243H24L25 245H22ZM31 243H30V244H31ZM36 243H37V242H36ZM36 243H35V244H36ZM64 243H66V242L64 241ZM130 243H129V245H131ZM140 243H141V241L139 242V244H140ZM206 243H207V242H206ZM2 244H1V245H2ZM51 244H52V243H51ZM51 244H49V246H51V248H52L53 246H52ZM199 244H200V243H199ZM212 244H213V243H212ZM219 244H220V243H218V245H219ZM15 245H16V246H15ZM20 245H21V247H20ZM27 245H28V244H27ZM124 245H125V244H124ZM124 245H123L122 247L125 248ZM129 245H127V246H129ZM203 245H204V244H203ZM9 246H11V247H9ZM14 246L17 248V249H14L15 251L13 250V248H15ZM17 246H18V247H17ZM22 246H23V247H22ZM45 246H46V248H47V244H46ZM45 246H44V247H45ZM56 246H57V245H56ZM56 246H54L55 248L53 247L54 250H52L50 247L47 248L48 251H54V253H53V252H52V253L50 252V256H54V255H55V258H54V257H51V258L53 259L52 262H54V264H63V263H64V264H66V263H67V264H69V263H70V264H73L74 262H76L75 259L72 260L71 258H69L70 255H68V254H70V253H68V252H69V250H72L71 248L67 249V251H66L65 249H66L67 247H66L65 249H62L63 246H62V247H61V246H59V247L57 246L58 248L61 247L60 249H58V248H56ZM115 246H111V249H112V247H115ZM137 246H138V247H137ZM206 246H207V245H206ZM208 246H209V245H208ZM208 246H207V248H208ZM210 246H211V245H210ZM228 246H229V245H228ZM8 247H9V248H8ZM12 247H13V248H12ZM38 247H39V246H37V249L39 250ZM122 247H121V248H122ZM129 247L132 248V246H129ZM136 247H137V248H136ZM215 247H216V246H215ZM28 248H29V247H26L25 249H28ZM41 248H42V249H40L41 251L44 250L43 247H41ZM63 248H64V247H63ZM115 248H116V247H115ZM126 248H127V247H126ZM133 248H132V249H133ZM135 248H136V249H135ZM209 248H210V247H209ZM216 248H218V246H217ZM0 249H1V246H0ZM23 249H24V248H23ZM23 249H22V251H23ZM122 249H123V248H122ZM127 249H128V248H127ZM213 249H215V248H213ZM38 250H36V251H38ZM55 250H58L60 254L58 253V251L56 252ZM61 250H62L63 252H67V253H68V254H67L68 256H67V255H64V256H67V257L63 258V259H62L63 261H60V260H59V259L63 256V252H62ZM167 250H168V249H167ZM167 250H166V251H167ZM209 250H210V249H207L206 252H205V254H207V252H209ZM224 250H225V249H224ZM20 251H21V250H19V252H20ZM22 251L20 252L21 254H23V253L25 252V251H24V252L22 253ZM45 251H46V249H45ZM60 251H61V252H60ZM124 251H125V249L123 250V252H124ZM220 251H221V250H220ZM220 251H219V252H220ZM17 252H18V251H17ZM85 252L87 253V251H85ZM105 252H106V251H105ZM107 252H108V250H107ZM120 252H121V250H120ZM125 252H126V251H125ZM171 252H172V251H171ZM173 252H174V251H173ZM211 252H212V251H211ZM43 253H44V254H43ZM45 253H47V252L42 251V253H40V254L37 253V252H35V253L33 254V252H32V253H29V255L31 254V256H30V257H27L26 259H28V258L30 259V258H31V260H32L34 263H35V262H36V263H40V262H42L41 260L44 258L43 256L45 255ZM48 253H49V252H48ZM48 253L45 255V257H48V256H49ZM134 253H135V252H134ZM174 253H175V252H174ZM209 253H210V252H209ZM209 253H208V254H209ZM37 254H38V257H37L38 260L36 259ZM65 254H66V253H65ZM124 254H125V253H124ZM128 254H129V252H128ZM131 254H132V251H131ZM170 254H171V253H170ZM208 254H207V255H208ZM3 255H4V256H3ZM29 255H28V256H29ZM33 255H34V256L36 255V256L34 257V258H35L34 260H36V261H34V260L32 259V256H33ZM47 255H48V256H47ZM56 255H57V256H56ZM60 255H61V256H60ZM108 255H110V254H108ZM108 255H107V257H108ZM132 255H133V254H132ZM173 255H174V254H173ZM207 255H206V256H207ZM40 256H42V257L40 258ZM50 256H49L48 258H45L46 260L43 259V260H45V261H44L45 264H47L48 261H50L48 264L51 263V260H52V259L50 258ZM105 256H106V254H105ZM123 256H125V255H123ZM178 256H179V255H178ZM2 257H3V258H2ZM9 257H11V258H9ZM56 257H58V259H57ZM126 257H127V256H126ZM126 257H125V259H124L125 261H126ZM173 257H174V256H173ZM67 258H68V259H67ZM108 258H109V257H108ZM127 258H128V257H127ZM131 258H132V256H131ZM171 258H172V257H171ZM205 258L207 259V257H205ZM26 259H25V260H26ZM39 259H40V260H39ZM48 259H49V260H48ZM56 259L58 260V262L56 261ZM70 259H71V261H70ZM151 259H152V258H151ZM176 259H177V258H176ZM176 259H174V260H176ZM12 260H13V259H12ZM54 260H55V261H54ZM67 260H68V261H67ZM129 260H130V257L127 259V262H126V263L129 264V262H128ZM171 260H173V259H171ZM32 261H31V262H32ZM59 261H60V262H59ZM65 261H67V262H65ZM73 261H74V262H73ZM130 261H131V260H130ZM176 261H177V260H176ZM29 262H30V261H29ZM33 262H32V264H33ZM71 262H72V263H71ZM1 263H2V262H0V264H1ZM4 263L7 264V262H4ZM36 263H35V264H36ZM26 264H31V263H28V262H27ZM40 264H41V263H40ZM51 264H53V263H51ZM74 264H76V263H74ZM160 264H161V263H160ZM169 264H171V263H169ZM173 264H174V262H173Z\"/></svg>",
    "mask_w": 264,
    "mask_h": 264
}]
</instances>
